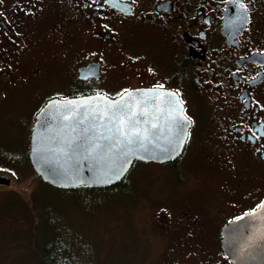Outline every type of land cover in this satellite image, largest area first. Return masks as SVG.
<instances>
[{
    "label": "flooded vegetation",
    "instance_id": "af4514ba",
    "mask_svg": "<svg viewBox=\"0 0 264 264\" xmlns=\"http://www.w3.org/2000/svg\"><path fill=\"white\" fill-rule=\"evenodd\" d=\"M148 89L183 105L179 157L193 150L217 171L239 168L203 203L206 219L225 220L217 231L162 212L160 231L187 234L165 264H234L221 228L264 202V0H0V141L10 140L0 162L30 164L31 132L51 100Z\"/></svg>",
    "mask_w": 264,
    "mask_h": 264
},
{
    "label": "rangeland",
    "instance_id": "374dc122",
    "mask_svg": "<svg viewBox=\"0 0 264 264\" xmlns=\"http://www.w3.org/2000/svg\"><path fill=\"white\" fill-rule=\"evenodd\" d=\"M9 141L3 138L0 145ZM15 145L13 142L12 147ZM10 159L0 162V172L9 174L14 182L0 186V264H39L30 248L32 234L24 211L26 194L35 195L40 203L55 204L68 228L78 231L84 242L90 241L96 264H165L166 250L181 246L180 239L187 234L166 235L160 231L155 222L162 219V212L167 211L175 220L193 216L203 229L205 225L210 229L213 222L217 231L225 220L220 216L206 219L203 203L219 190L216 181L226 179V174L230 178L239 170L237 165L232 169L231 165L220 164L217 171L210 155L186 151L176 169L166 163L134 164L126 175L131 187L123 196L101 199L95 207H89L83 201L78 206L70 198L58 203L56 191L45 183L33 182L30 164L17 168V160Z\"/></svg>",
    "mask_w": 264,
    "mask_h": 264
},
{
    "label": "water",
    "instance_id": "95a60500",
    "mask_svg": "<svg viewBox=\"0 0 264 264\" xmlns=\"http://www.w3.org/2000/svg\"><path fill=\"white\" fill-rule=\"evenodd\" d=\"M149 97L154 99L149 101ZM140 99L146 103L137 105ZM114 101L133 106L131 110L137 113L135 119L140 121L136 128L149 138L143 148L117 161L115 171H122L118 179L105 165V157L116 153V148L88 151L94 143H114V126L108 122L116 107ZM141 112L146 114L141 115ZM189 125L181 101L168 90L127 92L115 99L99 95L51 100L37 115L28 157L35 174L52 187L66 190L79 186L104 188L120 182L135 161L161 164L175 160L183 150ZM110 128L113 131H109ZM103 136L112 137V140L105 141L101 139ZM82 142V146L75 149ZM127 159L131 163L126 164L125 170ZM10 181L9 176L0 174V184L8 186ZM221 246L224 255L234 264H264V202L255 211L221 228Z\"/></svg>",
    "mask_w": 264,
    "mask_h": 264
},
{
    "label": "trees",
    "instance_id": "16d2710c",
    "mask_svg": "<svg viewBox=\"0 0 264 264\" xmlns=\"http://www.w3.org/2000/svg\"><path fill=\"white\" fill-rule=\"evenodd\" d=\"M180 162L181 157H178L167 164L176 169L180 167ZM139 163L142 162H134L133 165ZM126 175L117 184L104 188L79 186L71 190L59 189L43 182L35 174L33 182L45 183L56 191L59 194L58 203L70 198L78 206L83 201L89 207H95L101 199L123 196L129 190L131 184ZM24 205L32 234L30 248L36 254L39 264H96V252L92 249L90 241L84 242L83 237H78V231L74 232L68 228L63 214L57 213L59 211L55 204L47 201L40 203L35 195L30 197L26 194Z\"/></svg>",
    "mask_w": 264,
    "mask_h": 264
},
{
    "label": "snow or ice",
    "instance_id": "6c2138e0",
    "mask_svg": "<svg viewBox=\"0 0 264 264\" xmlns=\"http://www.w3.org/2000/svg\"><path fill=\"white\" fill-rule=\"evenodd\" d=\"M241 8L246 10V6L241 3ZM126 92L128 90H125ZM150 91V90H149ZM136 99L135 96L132 97ZM154 99V97H149V101ZM146 101L144 99H140L137 102V105H143ZM116 105L113 115L109 117V123L114 126V132L116 134L114 143H109L107 145H99L92 144L88 151L89 153L95 152L98 148L103 151L105 147L109 149L116 148L117 152L113 153L111 157H105V165L113 170V174L118 179L120 175H122V171H115L117 166V161H120L121 158L127 157L129 153H133L138 148H143L144 142L149 138L147 136H142L139 129L136 128V125L140 122L138 119H135L137 113L132 111V105L128 104H120L118 102H113ZM146 113L141 112V115H145ZM95 119V117H93ZM82 122V121H81ZM146 122V121H145ZM109 131H113V128H110ZM101 139L105 141H111L112 137L103 136ZM76 145L75 149H79L82 146ZM68 147H72V145H68ZM131 163L130 159L124 161L125 170L126 164ZM15 175V173H13Z\"/></svg>",
    "mask_w": 264,
    "mask_h": 264
}]
</instances>
